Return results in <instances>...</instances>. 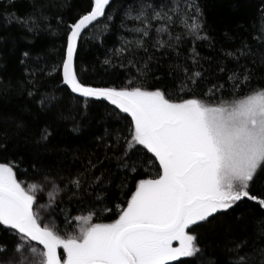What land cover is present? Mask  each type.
I'll list each match as a JSON object with an SVG mask.
<instances>
[{
	"label": "snow or ice",
	"instance_id": "6c2138e0",
	"mask_svg": "<svg viewBox=\"0 0 264 264\" xmlns=\"http://www.w3.org/2000/svg\"><path fill=\"white\" fill-rule=\"evenodd\" d=\"M16 2L0 0L5 8L0 19L6 27L14 24L31 36L49 30L63 33L60 62L39 71L48 76L59 73V83L83 98L84 109L90 100L106 101L112 115L130 119L126 135L106 131L111 143L105 142V148L112 155L106 151L105 159L116 162V171L108 176L104 171L96 175L102 162L89 160L85 172L73 177L44 174L40 182L25 184L17 178L18 162H0V227L15 237L16 258L8 264H216L201 243L199 229L216 227L222 217L244 204L264 213V84L254 83L252 69L242 62L253 48H264V8L258 26L253 25L254 43L241 41L239 48L223 52L214 69L223 83L218 78L198 93L208 70L201 64L204 57L196 42L211 44V37L205 33L197 0H124L119 5L116 0H89L70 23L64 14L67 0H29L22 15L16 11ZM176 28L182 32H175ZM112 29L126 35L120 36V47H113L102 64L105 70L125 69L126 78L107 86L82 80L78 71L82 40L87 37L103 45ZM186 41L190 49L183 54L184 63L169 65V75L179 74L178 84L150 87L153 81L159 85L163 77L154 75L149 47L170 49L179 59L178 49ZM140 50L145 56L137 59ZM29 55L22 53L25 59ZM80 70L87 68L81 65ZM25 85L40 112L55 110L60 119L69 118L60 110L61 99L55 92L37 95L35 71L15 87ZM11 87V81L3 84L0 78V98L6 100ZM27 126L23 120L15 124L17 132ZM73 131L79 132V127ZM52 134L50 125L42 126L36 145L46 147ZM8 139L5 131L0 151H8ZM32 167L36 170L35 164ZM116 180L115 186L127 198L109 207V186ZM70 187L76 191L69 199L91 196L82 201L89 209L86 215L72 217L66 207L57 206L59 194ZM45 192L47 204L38 203V193ZM113 211L111 222H94V217ZM57 216H63V234ZM234 219L241 223L244 218ZM73 220L76 228L67 232ZM253 223L257 240L264 241V217ZM226 231H233V226ZM248 247L246 236L231 237L229 264H264V246L254 245L251 252L245 251ZM7 250V244L0 243V253Z\"/></svg>",
	"mask_w": 264,
	"mask_h": 264
},
{
	"label": "trees",
	"instance_id": "16d2710c",
	"mask_svg": "<svg viewBox=\"0 0 264 264\" xmlns=\"http://www.w3.org/2000/svg\"><path fill=\"white\" fill-rule=\"evenodd\" d=\"M67 2L69 6L64 14L69 23L89 4V0H67ZM123 2L124 0H116L117 5ZM197 2L204 14L205 33L211 37V44L206 41L196 42L197 50L204 57L201 64L204 69L208 70L207 79L197 88L198 93H202L206 91L211 81L219 78L223 83V79L214 69L223 57L224 51L239 48L241 41L249 45L254 43L252 36L256 29L253 25L258 26L259 24L258 18L261 8H264V0H197ZM15 8L22 15L29 8V0H17ZM3 11L5 8L0 6V12ZM174 31L179 33L182 29L176 28ZM121 35H126V33L112 29L104 37L103 45L87 37L82 40L78 57V71H80L82 80L99 86L119 85L123 82L127 75L125 69L117 67L105 70L106 66L102 64L105 56L113 47H120ZM0 36L4 37L0 40V78L3 84L12 82L8 98L6 100L0 98V136L6 131L9 137L6 141L8 151H0V162L5 160L18 162L20 167L17 169V178L24 183L40 182L44 174L73 177L78 172H85L89 160L93 163L98 160L102 162L95 170L96 175H99L101 171H104L106 176L115 172L116 162L105 159V152L108 151L105 148V142L111 143L106 131L113 135L118 132L126 135L130 118L124 114H120L119 117L112 115V106L106 101L90 100L87 109H84L83 98L71 94L66 86L59 83V73L48 76L46 72L39 71L40 68L46 69L60 62L64 45L63 33L49 30L41 32L38 36H31L14 24L10 28L6 27L4 20L0 19ZM128 39L132 37L128 36ZM189 49L190 45L187 41L181 44L178 50L182 55L177 59L175 52L170 49L156 50L149 47V52L153 55L154 75L163 77L159 85L153 81L149 86L174 87L178 84L179 74L173 71L169 75V65L184 63L183 54ZM24 51L29 52V58L25 59L22 56ZM142 56H145V53L142 50L138 51L137 59ZM22 59L24 63H20ZM114 62L119 61L114 59ZM242 62L252 69L256 78L254 83L264 84V79H261L264 77V48H253L248 58ZM81 65L87 68L86 72L80 70ZM33 71L37 76V95L55 92L61 99L59 108L64 116L69 117L68 119H60L55 110L48 111L47 114L40 112L36 98L26 94L27 85L19 90L16 89L17 82L28 80L29 73ZM85 111L87 115L84 114ZM34 117L37 118L34 119ZM20 120L28 125L23 132H17L15 128L16 122ZM44 125H50L53 134L46 147L39 148L35 140L40 128ZM77 126L79 132H74L73 128ZM108 155H112V152L108 151ZM33 164L36 165V170L33 169ZM23 169L27 171L24 172ZM118 183L119 180H116L113 185L109 186L107 194L109 207L113 203L122 204L127 198L115 186ZM60 186L64 187L63 181L60 182ZM75 191L70 187L69 191L61 192L57 198V206L66 207L72 217L86 215L89 209L82 201L90 200L91 196L78 194L69 199L71 193ZM88 191L91 193L93 190ZM40 198L42 200V197ZM235 216H243V222L238 223L234 219ZM260 217H264V213L259 209L249 207L247 204L241 205L231 216L222 217L216 227L199 229L201 243L207 246L208 255L216 260V264H229L232 256L227 251V246H229L231 237L235 236L238 239L246 236L249 247L245 251L251 252L253 246L257 244L264 246V241H258L254 234L253 221ZM56 218L61 230H64L63 216ZM114 218L113 211L94 217V222L107 223ZM75 223L74 220L71 221L67 228L73 227ZM228 225L233 226V231H226ZM14 240L13 235L6 233L0 227V243L8 246L6 252L0 253L1 259L13 257Z\"/></svg>",
	"mask_w": 264,
	"mask_h": 264
},
{
	"label": "rangeland",
	"instance_id": "374dc122",
	"mask_svg": "<svg viewBox=\"0 0 264 264\" xmlns=\"http://www.w3.org/2000/svg\"><path fill=\"white\" fill-rule=\"evenodd\" d=\"M25 184H28V183H25ZM59 195H60V194H59ZM40 197H42V200H41ZM37 198H38V203H41V204H47V202H48V198H47L46 192H45V193H38V197H37ZM42 214H43V213H42ZM45 218L47 219V217H45ZM75 228H76V223L74 224L73 227H71V228H67L66 231H67V232H73V231L75 230ZM64 231H65V229L62 230V234L64 233ZM33 244L36 245V246H38V248H41V249H42V246H39V245H38V242H33ZM15 258H16V254L14 253V254H13V257L6 258V259H1V258H0V261H3L4 264H8V261H9V260H14Z\"/></svg>",
	"mask_w": 264,
	"mask_h": 264
}]
</instances>
